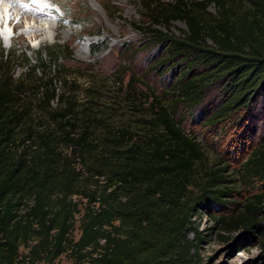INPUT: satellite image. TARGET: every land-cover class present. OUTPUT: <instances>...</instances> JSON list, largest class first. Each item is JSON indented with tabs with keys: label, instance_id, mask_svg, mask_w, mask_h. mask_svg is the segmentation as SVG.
I'll use <instances>...</instances> for the list:
<instances>
[{
	"label": "trees",
	"instance_id": "trees-1",
	"mask_svg": "<svg viewBox=\"0 0 264 264\" xmlns=\"http://www.w3.org/2000/svg\"><path fill=\"white\" fill-rule=\"evenodd\" d=\"M142 7L154 24L186 25L179 33L144 29L148 42L167 45L165 60L181 56L191 69L174 83L173 101L193 107L207 86L221 84L208 120L236 115L232 139L247 147L235 170L248 192L242 206L226 197L235 192L226 164L208 156L161 94L123 88L118 74L101 81L96 90L127 104L122 119L120 98L92 97L91 72L78 102L66 45H43L32 60L0 43V264H57L63 253L72 264H207L195 222L203 207L214 212L210 232L241 231L263 249L251 264H264V132L247 139L252 119L264 118V0H142ZM16 61L26 67L17 77Z\"/></svg>",
	"mask_w": 264,
	"mask_h": 264
},
{
	"label": "rangeland",
	"instance_id": "rangeland-1",
	"mask_svg": "<svg viewBox=\"0 0 264 264\" xmlns=\"http://www.w3.org/2000/svg\"><path fill=\"white\" fill-rule=\"evenodd\" d=\"M47 2L53 7L54 14L60 17L58 22L54 20V24L59 23L62 28L58 31L49 29L48 32L37 36L23 32L21 37H17L13 27L19 19L17 11L11 19L6 15L4 18L0 17V43L15 56L21 57L26 54L32 60L35 59L36 50L43 45L53 42L66 45L67 50L64 52L66 58H63V62L68 71L79 75L75 80L78 102L87 96V87L91 81V77L87 76L88 72L92 73V97L97 96L95 99L99 102L110 103L118 97L116 92L103 89L102 86H99L98 90L95 89L101 81L102 85L110 84L111 77L117 74L123 88L127 89L131 85L145 94L152 91L161 94L170 104L181 126L204 143L208 156L217 162L221 158L222 164H226V172L234 178L232 183L235 191L226 197L235 202L230 206L240 208L248 192L235 170L245 155L246 142H242L244 139H232L238 130V126L233 122L236 115H232V121L210 124L208 120L220 102L221 84L213 82L207 86L203 98L193 107L173 101L172 87L182 77L181 74L189 71L188 63L178 55L165 60L164 57L168 55L167 45L148 42V36L144 32L147 27L179 33L186 27L184 21L172 20L166 24H154L142 7V0H47ZM0 6L4 10L11 8L10 3L5 0ZM213 8L212 4L209 5L210 10ZM34 23L32 18L21 17V28L26 29ZM50 23L44 21L46 26ZM96 47L101 48L95 50ZM25 69L23 61H16L13 67L14 76H19ZM189 72L192 74L191 69ZM118 100L120 101L116 103L119 108L117 113L124 119L129 108L122 98ZM261 117L259 115L252 119V137L247 138L248 141L252 139L255 141L257 136L264 132V118L261 120ZM258 118L260 120H257ZM212 213L214 212L203 207L195 218L198 229L204 235L199 244V253L203 261L207 264H251L254 260H262L259 256L263 251L261 244L256 240L244 238L241 231L228 233L213 227L210 232L208 227L213 224ZM74 227L73 233L77 236L78 221ZM219 233L227 234L229 237L226 240L222 239ZM55 262L72 264L66 253L61 254ZM34 264L48 263L39 259Z\"/></svg>",
	"mask_w": 264,
	"mask_h": 264
},
{
	"label": "bare ground",
	"instance_id": "bare-ground-1",
	"mask_svg": "<svg viewBox=\"0 0 264 264\" xmlns=\"http://www.w3.org/2000/svg\"><path fill=\"white\" fill-rule=\"evenodd\" d=\"M3 0H0L2 4ZM8 1L11 5L10 9H3L0 6V17L4 18L5 15L11 19L15 16V12L18 11L19 19L16 23L13 24V27L16 30L17 37H21L23 32L30 33L31 35L37 36L38 34L48 32L49 29L58 31L62 26L57 23L54 24V20L59 21V15L54 14L53 7L48 4L47 0H26V2L21 0H5ZM54 1V0H51ZM27 2H29L27 4ZM18 16V15H17ZM32 18L35 23L30 25L28 28H21V17ZM51 22L49 26L44 24V21ZM47 34V33H46ZM24 38V37H23Z\"/></svg>",
	"mask_w": 264,
	"mask_h": 264
}]
</instances>
